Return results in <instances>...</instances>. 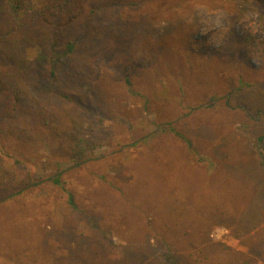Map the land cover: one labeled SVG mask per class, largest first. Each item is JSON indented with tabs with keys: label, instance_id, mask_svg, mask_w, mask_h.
<instances>
[{
	"label": "rangeland",
	"instance_id": "374dc122",
	"mask_svg": "<svg viewBox=\"0 0 264 264\" xmlns=\"http://www.w3.org/2000/svg\"><path fill=\"white\" fill-rule=\"evenodd\" d=\"M44 1L20 0L31 71L20 100L0 91V264H264L262 8L86 0L53 54ZM128 239L151 244L115 263Z\"/></svg>",
	"mask_w": 264,
	"mask_h": 264
},
{
	"label": "trees",
	"instance_id": "16d2710c",
	"mask_svg": "<svg viewBox=\"0 0 264 264\" xmlns=\"http://www.w3.org/2000/svg\"><path fill=\"white\" fill-rule=\"evenodd\" d=\"M255 2L262 8L264 12V0H255ZM20 0H0V42L3 44L2 47H0L1 50H7L8 54L5 57V60L9 62V64H3V68H0V72H3L6 76V82L0 84V91L5 93L9 92V94L15 98V100H20L22 88L19 87L21 81L24 78H27L28 74L31 71V67L28 65V57L27 54H25L24 51H22L23 47L22 43L24 39H22L19 35L20 30H27V26H25L23 23H20L18 20L20 15ZM86 6V0H45L44 3L37 9V18L42 27L45 29L39 28V33L35 35L34 37H39L37 40L40 42L42 46V52L48 51L49 48V41L53 39L52 42V52L53 54H57L59 52V40L57 37H52V30L54 29L55 34L58 33V31L62 28H68L70 25L73 24L85 11ZM31 32H28L30 34ZM16 41V39H19ZM192 46L196 48L197 44L195 41L191 40ZM68 48L70 50H75L76 45L74 41L68 42ZM187 50H189L187 48ZM261 53L264 54V48L262 47L260 49ZM159 52H165L167 55H171L172 59L176 62V64H182L183 59L186 60L187 56L182 54V50H178V46L174 48V46H167L164 48L162 46V50ZM187 52V51H186ZM191 51L189 50L188 53ZM169 53V54H168ZM189 57H193L189 54ZM39 58H43L39 55ZM51 63V70L52 74L56 75V67L55 62ZM33 67L36 70L41 71L42 68L39 65H34ZM81 94V93H80ZM63 97L68 98L69 100L73 102H80V98L77 97L75 94H61ZM170 130L175 132L178 136L186 139V141L189 140L181 133L179 132L175 127H170ZM85 161V160H84ZM83 161V162H84ZM54 182L57 184H62V181L57 176L54 178ZM22 190L17 191L14 194H11L9 196L3 197L2 200L7 199L9 197H12L14 195H17ZM69 203L74 208L77 209V201L75 199V195L73 192L69 191ZM134 240V239H133ZM131 239H128L126 242V245L123 246V253L120 257L119 261L117 262H129L131 261V258L129 254H127L130 250L129 247L131 244H133L132 248H138L150 245V241L147 240L141 241V239H137V242L133 241ZM158 242L160 245H165L168 249L175 250V247L173 243L169 242L168 239H158ZM135 243V244H134ZM137 245V246H135ZM255 245L258 247L260 251H264V242L260 243L257 241ZM173 253V252H172ZM118 257V258H119ZM264 262V261H263ZM101 264V262H100ZM118 264V263H117ZM173 264H178L176 260L173 261ZM242 264H249V261H244Z\"/></svg>",
	"mask_w": 264,
	"mask_h": 264
}]
</instances>
